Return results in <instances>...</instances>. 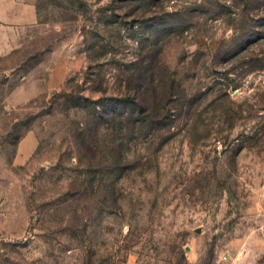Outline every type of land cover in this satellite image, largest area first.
Returning <instances> with one entry per match:
<instances>
[{
	"label": "rangeland",
	"instance_id": "1",
	"mask_svg": "<svg viewBox=\"0 0 264 264\" xmlns=\"http://www.w3.org/2000/svg\"><path fill=\"white\" fill-rule=\"evenodd\" d=\"M37 7L0 32V264H264V0Z\"/></svg>",
	"mask_w": 264,
	"mask_h": 264
},
{
	"label": "crops",
	"instance_id": "2",
	"mask_svg": "<svg viewBox=\"0 0 264 264\" xmlns=\"http://www.w3.org/2000/svg\"><path fill=\"white\" fill-rule=\"evenodd\" d=\"M39 23L37 0H0V32Z\"/></svg>",
	"mask_w": 264,
	"mask_h": 264
},
{
	"label": "trees",
	"instance_id": "3",
	"mask_svg": "<svg viewBox=\"0 0 264 264\" xmlns=\"http://www.w3.org/2000/svg\"><path fill=\"white\" fill-rule=\"evenodd\" d=\"M129 98H130V96L128 95L127 97L124 96V97L119 98V100L122 99V100H124V101H126V102L129 103ZM138 106L140 107V109L143 108L142 105H141V103H140V105H138Z\"/></svg>",
	"mask_w": 264,
	"mask_h": 264
},
{
	"label": "water",
	"instance_id": "4",
	"mask_svg": "<svg viewBox=\"0 0 264 264\" xmlns=\"http://www.w3.org/2000/svg\"><path fill=\"white\" fill-rule=\"evenodd\" d=\"M200 231V230H199Z\"/></svg>",
	"mask_w": 264,
	"mask_h": 264
}]
</instances>
